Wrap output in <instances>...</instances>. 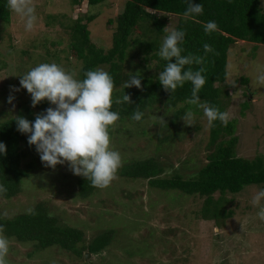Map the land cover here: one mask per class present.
<instances>
[{"label": "rangeland", "instance_id": "374dc122", "mask_svg": "<svg viewBox=\"0 0 264 264\" xmlns=\"http://www.w3.org/2000/svg\"><path fill=\"white\" fill-rule=\"evenodd\" d=\"M126 1L107 0L89 6L86 0L81 4H74V0H34L38 20L33 30L27 31L24 19L13 10L9 23L0 21V120L20 113L27 118L26 106L38 113L55 107L49 101L45 109L33 106L31 94L20 87L22 75L39 63L55 62L80 78L83 58L70 46L69 24L82 14L86 22L87 16L94 14L96 18L89 24L91 39L107 51L116 28L109 20L123 12ZM261 4L264 8V0ZM177 21L171 16L167 33L175 30ZM147 35L141 28L134 37H151ZM148 54L134 41L120 70L108 64L98 68L118 80L115 86L121 82V72L159 75L157 59ZM257 65H264V44L238 40L231 46L226 80L229 96L224 105L229 122L235 125L237 155L249 159L264 156V86L256 84ZM233 79H237L235 85L230 84ZM9 95L14 96L11 102ZM184 107L185 103L172 109L158 105L140 122L118 119L109 131L112 147L121 153L122 166L108 186L98 187L88 197L81 196L78 188L83 175L74 174L67 162L55 168L46 166L36 146L23 141L21 165L29 174L16 198L0 195V218L27 212L41 199L61 222L85 232L83 245L106 229H115L116 237L101 253L87 250L84 256L61 254L55 248L35 250L29 242L9 238L8 264H264V219L252 202L264 185L252 184L237 194L228 193L227 208L234 213L218 227L214 220L201 217L204 197L154 189L144 178L121 175L126 163L154 155L166 162L162 176L179 173L189 178L198 173L215 149L209 147L211 125L199 106L186 107L171 124V118ZM187 111L194 113L191 125L182 118ZM230 138L226 134L225 139Z\"/></svg>", "mask_w": 264, "mask_h": 264}, {"label": "trees", "instance_id": "16d2710c", "mask_svg": "<svg viewBox=\"0 0 264 264\" xmlns=\"http://www.w3.org/2000/svg\"><path fill=\"white\" fill-rule=\"evenodd\" d=\"M83 1L74 0V4H81ZM86 1L89 6H95L107 0ZM195 2L203 4V13L186 18L184 16L188 7L186 0H127L123 12L116 19L109 20L110 24L115 23L116 28L113 43L107 51L98 47L91 39L89 24L96 16L90 14L86 22H83V14L78 16L69 24V28L72 35L70 46L83 58L80 79L84 78L86 71L94 70L100 65H115L120 70L121 65L126 63L129 48L134 41L140 48H144L147 55L151 53V57L157 59L158 68L162 71L167 61L158 53L163 38L168 34L170 18L174 16L178 19L175 29H183L186 32L182 54L204 57L203 64L186 66L194 70L201 67L204 69L206 83L199 92L200 103L226 111L224 99L229 96L226 85L229 50L238 40L264 44V8L261 0H195ZM11 16L12 10L8 6V0H0V21L9 23ZM209 20L216 21L218 28L211 34H206L203 25ZM141 28H145L151 37L143 40L135 38L134 35ZM205 43L213 48V51L206 55L203 48ZM121 74V82L118 86L114 85L112 93V110L119 113V120L128 118L140 122L144 120L149 110L152 111L158 105L172 109L185 103V107L171 118L170 123L173 124L186 107H198L190 103L191 82H186L183 87L170 92L159 82V75L141 74V87L134 85L125 87L132 72ZM244 81L248 82L246 79ZM117 82L118 80H114V84ZM125 94L130 97L131 102L123 101ZM47 104V99H44L37 104V109H45ZM25 111L30 121H34L36 116L43 112L38 113L30 106H26ZM135 111L143 113L140 120L133 119ZM21 115L22 113L19 116ZM234 131L233 122H228L225 126L217 120L211 124L209 147L215 149L207 155V162L192 177L186 178L179 173L162 176L166 162L163 163L159 155L126 163L122 167L121 175L133 179L144 178L154 189L177 190L188 196L204 197L201 217L214 220L216 225L221 227L234 213L227 208L228 193L237 194L252 184L264 185V156L249 159L237 155L235 145L238 139L233 135ZM226 134L231 135V138L225 139ZM28 135L30 133H22L17 129L16 117L0 120V142L6 145V153L0 154V183L7 189L0 195L6 199L16 198L23 191L24 180L28 177L29 170L21 165L24 157L21 143L28 142ZM78 188L81 196L88 197L98 187L93 186L91 181L84 177L78 181ZM216 194L220 196L216 198ZM33 209L35 214L21 212L0 218L3 234L22 243L29 242L35 250L55 248L61 250V254L63 252L76 256H84L87 250L93 254L101 253L116 237L115 229H106L85 246L82 244L85 232L61 222L58 216L50 211L45 201L39 199ZM85 264L95 263L89 261Z\"/></svg>", "mask_w": 264, "mask_h": 264}, {"label": "clouds", "instance_id": "9594fccd", "mask_svg": "<svg viewBox=\"0 0 264 264\" xmlns=\"http://www.w3.org/2000/svg\"><path fill=\"white\" fill-rule=\"evenodd\" d=\"M188 7L184 12L186 18H192L203 13L202 3L195 0H186ZM8 6L19 14L25 21V29L33 30L38 16L34 0H8ZM204 32L211 34L216 31V21L209 20L204 25ZM186 32L175 29L163 38L159 56L167 61L164 69L159 72V82L165 90L174 92L183 87L186 82L192 84L190 103L203 109L209 124L219 120L225 126L230 114L221 111L215 106L200 103L199 92L206 83L204 69L186 67L187 65H201L204 57L199 55H183V42ZM205 55L213 51L210 44L203 45ZM174 58V59H173ZM142 75L132 73L125 87H141ZM256 84L264 86V65L256 66ZM237 79L230 84L235 85ZM14 90H19L12 86ZM20 87L27 89L32 97V105L39 104L47 99L55 107H48L38 114L34 121L23 116L16 117L17 129L22 133H30L28 142L35 145L41 161L46 166L55 168L57 164L68 163L72 172L83 175L90 180L93 186L104 188L116 177L122 166L121 153L112 147L110 127L119 119V113L112 110V93L114 80L112 75L103 68L88 70L84 78L80 79L74 72L67 71L55 62H43L30 68L22 75ZM14 96L9 95L11 102ZM124 102H131L125 94ZM121 102V101H117ZM143 113L135 111L133 119L140 120ZM187 124H192L194 113L187 111L182 117ZM6 153V145L0 142V154ZM7 189L0 183V193ZM264 189H260L252 199L259 207L261 219H264ZM28 214H35L33 208H28ZM10 241L3 234V225H0V264H8Z\"/></svg>", "mask_w": 264, "mask_h": 264}, {"label": "water", "instance_id": "95a60500", "mask_svg": "<svg viewBox=\"0 0 264 264\" xmlns=\"http://www.w3.org/2000/svg\"><path fill=\"white\" fill-rule=\"evenodd\" d=\"M88 255H89V253H88Z\"/></svg>", "mask_w": 264, "mask_h": 264}]
</instances>
